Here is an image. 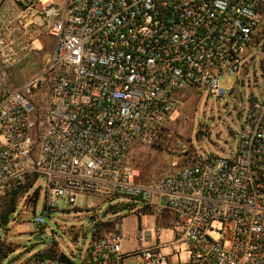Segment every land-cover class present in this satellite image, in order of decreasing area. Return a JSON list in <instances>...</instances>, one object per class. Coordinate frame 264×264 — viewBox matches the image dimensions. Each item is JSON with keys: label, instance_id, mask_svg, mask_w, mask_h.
Returning a JSON list of instances; mask_svg holds the SVG:
<instances>
[{"label": "built area", "instance_id": "2783aa9c", "mask_svg": "<svg viewBox=\"0 0 264 264\" xmlns=\"http://www.w3.org/2000/svg\"><path fill=\"white\" fill-rule=\"evenodd\" d=\"M258 49L264 0H0V198L45 181L41 208L31 186L9 219L41 228L62 203L120 198L170 212L176 237L125 247L117 224L77 259L39 251L0 264H264V74L239 94L225 152L178 143L154 179L128 163L160 140L182 90L222 98L220 77L242 83Z\"/></svg>", "mask_w": 264, "mask_h": 264}, {"label": "rangeland", "instance_id": "374dc122", "mask_svg": "<svg viewBox=\"0 0 264 264\" xmlns=\"http://www.w3.org/2000/svg\"><path fill=\"white\" fill-rule=\"evenodd\" d=\"M254 53V62L242 83L233 86L235 79L232 76L220 77V87L225 91L222 98L190 88L182 90L177 111L167 122L160 140L153 147H133L128 163L138 168L143 178L154 179L167 172L166 162L172 159L173 154H177L178 143L194 148L202 155L220 154L225 152V147H232L240 124L237 106L239 94L245 101L250 93L255 94L257 88L262 86L264 54L259 49ZM47 58L48 54L44 59ZM38 65L37 61L32 60L28 70L20 76L24 79L32 76ZM35 192H38L37 196ZM28 193L32 198L37 197L38 208H41L45 181L38 178ZM11 195L9 193L0 198V216L8 207ZM23 197V191L16 193L14 206L19 205ZM124 205L125 201L120 198L103 201L96 196L78 197L74 204L62 203L53 209L44 217L41 228L33 225L31 217L25 213L15 218L11 215L6 224L0 225V242L9 248L4 263L23 260L29 254L49 250H53L56 255L77 259L92 238L117 231V224L120 225L125 247H136L137 241L143 247H150L176 238L167 226L172 218L170 212L163 211L157 216L146 208L142 209L139 204L133 209ZM39 232L41 241L35 242L34 235ZM166 251L162 250L164 253ZM170 261L173 263L174 259L170 258Z\"/></svg>", "mask_w": 264, "mask_h": 264}, {"label": "trees", "instance_id": "16d2710c", "mask_svg": "<svg viewBox=\"0 0 264 264\" xmlns=\"http://www.w3.org/2000/svg\"><path fill=\"white\" fill-rule=\"evenodd\" d=\"M33 180L34 179H32L31 181L26 182L23 186H21L20 189H17V190H14V191L11 192L12 195H11V198H10V201H9V205H8V207L4 210V212L0 216V225H4V224H6L8 222L9 215L15 208V206H14V196L16 195V193H19L21 191H24V190L30 188L32 186ZM35 194L37 196L38 192H35ZM109 209H113V208H109ZM113 211L116 212L117 210L114 208ZM8 252H9V248L7 246H5L3 242H0V263L2 262V260L4 258L7 257ZM44 253L47 254V255L56 256V254L54 253L53 250H51V251L49 250V252H44ZM59 255L62 256V254H59Z\"/></svg>", "mask_w": 264, "mask_h": 264}, {"label": "water", "instance_id": "95a60500", "mask_svg": "<svg viewBox=\"0 0 264 264\" xmlns=\"http://www.w3.org/2000/svg\"><path fill=\"white\" fill-rule=\"evenodd\" d=\"M102 216H103V214H102ZM33 240L35 242H40L41 241L40 235L34 236Z\"/></svg>", "mask_w": 264, "mask_h": 264}]
</instances>
